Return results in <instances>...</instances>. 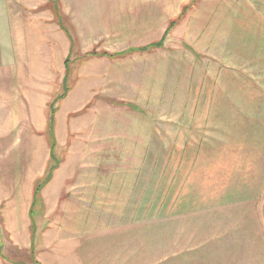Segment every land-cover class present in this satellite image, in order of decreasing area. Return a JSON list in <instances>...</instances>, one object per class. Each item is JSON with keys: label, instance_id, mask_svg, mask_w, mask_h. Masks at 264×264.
<instances>
[{"label": "rangeland", "instance_id": "rangeland-1", "mask_svg": "<svg viewBox=\"0 0 264 264\" xmlns=\"http://www.w3.org/2000/svg\"><path fill=\"white\" fill-rule=\"evenodd\" d=\"M235 2L247 14V0H0V264H179L186 251L188 264L233 260L218 243L194 249L186 233L163 241L152 215L185 147L213 144L226 162L246 151L231 132L252 114L247 82L264 73L214 47L216 68L245 70L227 71L217 92L198 87L192 61Z\"/></svg>", "mask_w": 264, "mask_h": 264}, {"label": "crops", "instance_id": "crops-1", "mask_svg": "<svg viewBox=\"0 0 264 264\" xmlns=\"http://www.w3.org/2000/svg\"><path fill=\"white\" fill-rule=\"evenodd\" d=\"M231 4L234 8L232 16L226 21L220 19L214 22L212 34L208 33L206 39L203 36L197 43L196 50L202 44L207 52L206 55L196 51L197 56L192 60L199 69L198 87L204 88L205 84H210L209 86L219 92L215 85L219 83L220 90L224 89L226 74H229L227 71L245 72L243 67L227 63L216 68V56L208 53L214 47L222 52L226 48L228 52L232 50L252 56L253 59L247 58V73H264V0H247V14L246 2ZM9 14L12 20L10 11ZM5 19L6 26L10 20L8 14H5ZM6 38L10 39L9 33ZM251 67H259V70L254 71ZM251 78L253 79L252 76ZM247 84L252 87L250 95H247V98L252 96L251 100H247V111L250 110L252 114L246 120L248 123L236 124V130L231 132L235 141L245 140L246 147L243 150L246 151L237 152V161L226 162L221 161L219 150H215L213 144L209 149L204 144L199 145L200 141H196L195 147H191L194 149L185 147L186 152L184 156L181 155L175 177L171 176L167 183L169 188L159 201L160 205H155L153 212L160 211L162 215H152V218L160 217L159 220H162L156 231L163 241L167 240V235L179 232L186 233L190 240L196 241L193 246L196 250L203 244L202 250L211 248L214 252L215 244L218 243L219 249L225 251V257L233 259L229 264L264 262V240L261 239V243L256 242L259 234L264 238V82L248 81ZM213 92L211 102L217 99L216 92ZM210 118L208 126L211 121L217 122L219 117L211 115ZM141 224H132L137 229V239H140ZM149 230L152 234L153 230ZM243 234L247 235V238H243ZM182 239L184 238H178L179 244ZM223 251L220 252L221 258H225ZM213 252L208 254L209 262L214 259ZM166 258L163 259L164 264L179 260ZM183 260L185 261L179 264H188L192 260L188 251Z\"/></svg>", "mask_w": 264, "mask_h": 264}, {"label": "trees", "instance_id": "trees-1", "mask_svg": "<svg viewBox=\"0 0 264 264\" xmlns=\"http://www.w3.org/2000/svg\"><path fill=\"white\" fill-rule=\"evenodd\" d=\"M187 10H188V7L187 6L184 7L183 10H182V12H181V14H185L187 12ZM176 22H177V20H173L172 22H170V26L171 27H174L175 24H176ZM167 34H168V32H167ZM165 40H166V36L164 35V37L159 41V43L155 44V47H162V46H164Z\"/></svg>", "mask_w": 264, "mask_h": 264}]
</instances>
